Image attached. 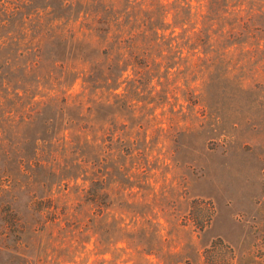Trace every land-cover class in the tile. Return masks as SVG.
I'll return each instance as SVG.
<instances>
[{"label": "trees", "instance_id": "obj_1", "mask_svg": "<svg viewBox=\"0 0 264 264\" xmlns=\"http://www.w3.org/2000/svg\"><path fill=\"white\" fill-rule=\"evenodd\" d=\"M215 87H264V0H0L3 264L173 256L146 152L205 129Z\"/></svg>", "mask_w": 264, "mask_h": 264}, {"label": "rangeland", "instance_id": "obj_2", "mask_svg": "<svg viewBox=\"0 0 264 264\" xmlns=\"http://www.w3.org/2000/svg\"><path fill=\"white\" fill-rule=\"evenodd\" d=\"M66 27L80 36V17ZM79 91L76 82L71 93ZM211 91L217 97L207 99L205 129L175 137L169 151L159 135L146 152L148 196L172 216L160 223L165 248L174 254L159 263L150 257L151 264H264V87ZM59 191L70 198L80 194V176ZM187 211L197 228L177 227ZM67 257L71 264L99 261L80 255L79 246Z\"/></svg>", "mask_w": 264, "mask_h": 264}]
</instances>
